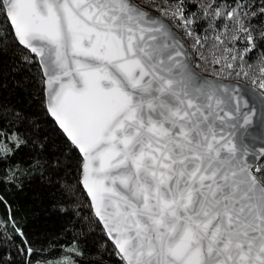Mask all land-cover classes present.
<instances>
[{"label":"snow or ice","instance_id":"snow-or-ice-1","mask_svg":"<svg viewBox=\"0 0 264 264\" xmlns=\"http://www.w3.org/2000/svg\"><path fill=\"white\" fill-rule=\"evenodd\" d=\"M0 264H264V0H0Z\"/></svg>","mask_w":264,"mask_h":264},{"label":"trees","instance_id":"trees-1","mask_svg":"<svg viewBox=\"0 0 264 264\" xmlns=\"http://www.w3.org/2000/svg\"><path fill=\"white\" fill-rule=\"evenodd\" d=\"M24 75H25L24 71L11 74L10 83L14 82L15 78L23 79ZM26 209L28 211L30 219L35 216V217H37V223L38 224H42L44 227H46L48 229L54 228V226H55L54 220L49 218V215L45 210H43L42 208H40L37 205H34L31 201H29L28 204L26 205Z\"/></svg>","mask_w":264,"mask_h":264}]
</instances>
